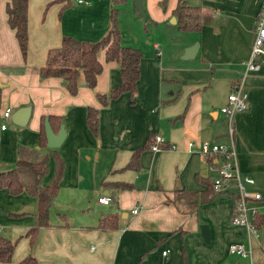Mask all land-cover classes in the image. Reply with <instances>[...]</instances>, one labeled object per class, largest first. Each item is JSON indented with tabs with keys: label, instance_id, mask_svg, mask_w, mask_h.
<instances>
[{
	"label": "crops",
	"instance_id": "crops-1",
	"mask_svg": "<svg viewBox=\"0 0 264 264\" xmlns=\"http://www.w3.org/2000/svg\"><path fill=\"white\" fill-rule=\"evenodd\" d=\"M8 1L0 0V170L16 164L19 146L39 145L42 116L58 114L67 129L65 140L55 147L65 160L61 185H79L81 178L89 175L96 203L109 207L102 208L91 220L86 213L80 215L81 220L61 214V219L40 226L31 244L27 231L36 218L37 197L27 190L11 193L1 187L0 232L15 240V248L11 261L0 264H15L30 252L40 264H183L184 256L187 264H223L226 260L229 264H249L247 256L230 251L233 242L251 244L254 260L264 262V223L249 237L245 225L232 222L234 191L221 192L213 200H200L202 192L212 186L216 170L204 159L199 146L204 139L231 142L221 106L246 70L243 61L251 50L252 28L261 0H225L229 3L222 5L231 14L228 21L231 16L236 18L238 59L217 68V60L205 58L200 42L195 55L199 53L201 61H186L181 69L161 63L157 56H145L141 46L131 40L140 28L148 31L169 25L179 0H143L147 18L139 13L135 0L120 2L117 18L122 42L139 47L143 57L136 92L123 91L106 104L98 93H108L119 83L121 74L120 63L106 59L104 50L99 54L103 69L96 84L89 85L82 73L75 93L61 76H41L38 68L46 62L49 48L61 44L65 34L89 40L106 34L116 1L29 0L26 57L8 21ZM187 1L198 3L205 15L207 0ZM212 13L215 16V11ZM172 21L169 27L178 24L177 17ZM196 37H186L185 48ZM157 42L152 45L161 55ZM244 81L250 103L234 117L237 164L243 173L255 178L250 188L264 193V64L247 72ZM27 104L32 107L28 122L13 121L12 112ZM89 106L99 107L97 132L87 123ZM7 107L12 112L4 117L2 112ZM182 110L185 113L177 118ZM157 131L165 141L154 150L150 143ZM191 140L193 146L189 145ZM140 147L137 167L123 168ZM48 165L44 184L55 172L56 158L52 154ZM79 172L83 173L81 177L77 176ZM114 181L131 185L116 189L111 184ZM101 194L110 195L112 200L100 202ZM26 204H34L35 211L18 212ZM138 204V212H133ZM109 211L118 213V227H98L100 217ZM202 223L209 225L208 240Z\"/></svg>",
	"mask_w": 264,
	"mask_h": 264
},
{
	"label": "trees",
	"instance_id": "trees-1",
	"mask_svg": "<svg viewBox=\"0 0 264 264\" xmlns=\"http://www.w3.org/2000/svg\"><path fill=\"white\" fill-rule=\"evenodd\" d=\"M116 4L111 9L112 25L106 34L96 40L77 38L65 34L61 44L50 47L46 62L38 71L41 76H61L70 92L75 93L79 86V76L83 73L87 83L94 86L97 76L103 69V62L99 54L104 50L106 59H115L120 63L121 79L108 93H98L103 104L108 103L111 98L117 97L123 91L131 94L136 92L140 77V62L143 57L142 50L133 45L122 42V33L118 25V4L124 0H115ZM164 3V0H163ZM28 6L29 0H9L7 2L8 21L15 29L21 51L24 57L27 55L29 28H28ZM179 26L184 30H201L203 26L204 13L202 7L190 3L187 0H179L174 9ZM1 102V86H0ZM183 116V114H181ZM45 117L42 116L41 139L39 145L28 148L23 145L18 148L16 164L8 169L0 170V188L5 187L11 193H19L27 190L31 195L37 197L36 218L28 229L30 242L33 244L37 233L42 225L51 224L50 207L58 194L61 179L64 174L65 160L57 152L55 147L47 148V137L45 130ZM51 124L57 130L62 121L58 114L49 115ZM89 127L97 132L99 128V107L89 106L87 113ZM149 144V141L147 142ZM47 148L44 149V148ZM142 147L136 149L129 162L123 168H136ZM56 158L55 172L49 183H43V177L49 170L48 161L50 155ZM110 184V183H109ZM116 189L128 187L131 184L123 181L111 183ZM212 184V181H211ZM213 185L202 192L201 201H209L218 197L219 193ZM114 195V193H113ZM119 215L115 211H109L100 217L97 226L103 229L118 227ZM264 223V211L258 219V225ZM15 248V240L0 232V261L10 262ZM15 264H40L33 253H28ZM183 264H187L184 256Z\"/></svg>",
	"mask_w": 264,
	"mask_h": 264
},
{
	"label": "built area",
	"instance_id": "built-area-1",
	"mask_svg": "<svg viewBox=\"0 0 264 264\" xmlns=\"http://www.w3.org/2000/svg\"><path fill=\"white\" fill-rule=\"evenodd\" d=\"M79 2L87 0H78ZM157 52H161L160 45L156 43ZM246 67L244 75L235 81L228 95L227 102L221 106L228 121V135L231 142L222 143L210 139L200 141V151L209 166L216 170V175L212 178L213 188L217 191H234L235 201L231 217L232 222L243 224L248 230L249 237L255 235L259 229L258 219L264 208V193L261 190L250 188V184L255 182V178L250 174L243 173L237 164V150L234 143L235 135V113L244 110L249 106V92L246 87L244 77L251 70H258L264 64V0H261L253 26V39L249 56L243 61ZM11 107H7L2 112L4 117L11 115ZM2 127L6 122L2 121ZM165 141L162 133L156 132L151 137V148L154 150L161 148V143ZM195 142L189 141L193 146ZM216 158V161L214 160ZM100 202H110L111 196L101 194L98 197ZM140 205L133 207V212H138ZM231 252L239 253L250 259L249 264H264L263 261H256L253 258V247L251 244L243 242H233L230 244ZM166 252V250H164Z\"/></svg>",
	"mask_w": 264,
	"mask_h": 264
},
{
	"label": "rangeland",
	"instance_id": "rangeland-1",
	"mask_svg": "<svg viewBox=\"0 0 264 264\" xmlns=\"http://www.w3.org/2000/svg\"><path fill=\"white\" fill-rule=\"evenodd\" d=\"M206 2V13L203 20V25L205 26H203L201 31L187 34V32H185L186 30L179 27L178 24L169 27V25L173 22L171 18L168 22L169 25L167 26H159L158 28L152 27L148 31L140 28L138 31L133 33L131 39L132 42L141 46L145 56L147 55V57L150 58L151 56H157L161 59V63H171L177 65L174 67L175 69H181L182 67L180 65H185L186 61H201L199 53L191 58L183 57L185 38L195 35L197 36L195 41H199L203 45L205 58L209 57L213 60H217V62L214 63L217 65V68L221 66H228L230 62L238 59V56L240 55L236 49L235 42L236 25H234V20L236 21V18L231 16V21L229 19L230 23L226 26L229 22L228 17L231 14L226 12L222 5L229 2H226L225 0H207ZM213 11L216 13L215 16L212 15ZM143 17L147 18V14ZM155 40L161 44V55L155 52L152 45ZM206 61L207 60H205V62ZM183 113H185L184 110H182L176 117L181 118V114ZM157 132L161 133L160 131ZM82 174L83 173L79 172L77 176L81 177ZM93 188L94 182L89 175L82 177L79 185H61L60 190L50 207V221L61 219V214L66 215L69 219H71V216H75L77 220H81L80 215L84 213L87 214L88 220H91L93 219L91 217L100 212L102 208L104 209L109 207V205L105 207V205H99L96 203V195ZM0 228L2 229L3 227L0 226Z\"/></svg>",
	"mask_w": 264,
	"mask_h": 264
},
{
	"label": "water",
	"instance_id": "water-1",
	"mask_svg": "<svg viewBox=\"0 0 264 264\" xmlns=\"http://www.w3.org/2000/svg\"><path fill=\"white\" fill-rule=\"evenodd\" d=\"M135 4H136V7H137L139 13L142 14L143 16H145L146 11H145V7L143 4V0H135ZM172 20L176 21L175 15L172 17ZM199 46H200L199 41H195L193 44L188 45L185 48V51L183 53V57L194 56L196 54ZM31 109H32V107L30 104L17 107L12 112V115H11L13 121H15L19 124H26L29 120V117L31 114ZM44 125H45V130H46V137H47L48 146H50V147L60 146L67 136V129H66L65 123L62 122L60 124L59 130L56 131L54 129L53 125L51 124L49 115H46ZM106 192L109 193V190L106 189ZM34 211H35L34 204H26L21 209L18 210V212H30V213H33ZM201 227H202V232H203L205 239L208 240L210 238L209 225L207 223H202ZM223 264H229V261L226 260L223 262Z\"/></svg>",
	"mask_w": 264,
	"mask_h": 264
}]
</instances>
